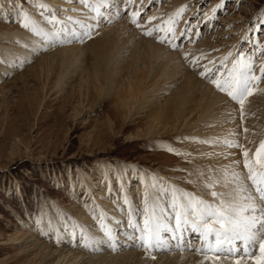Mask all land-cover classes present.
Segmentation results:
<instances>
[{
	"label": "rangeland",
	"instance_id": "rangeland-1",
	"mask_svg": "<svg viewBox=\"0 0 264 264\" xmlns=\"http://www.w3.org/2000/svg\"><path fill=\"white\" fill-rule=\"evenodd\" d=\"M165 1L151 0L144 7L140 23L144 24L147 16H154L151 13L158 10V7L162 8ZM181 1H185L186 6L183 16L194 8L196 11L185 17V22L178 23L177 29L187 26L195 29L191 35L196 30L201 35L194 38L195 41L186 37L179 39L176 41L180 45L177 50L182 51L185 47H190L192 41L196 44L205 38L215 41L223 51L232 50V56L227 60L228 67L216 70L221 73L224 70L222 78L227 76V69L232 67L230 61L240 59L239 54L243 53L245 59L252 55L256 60L264 57V0H224L223 7H217L221 0ZM7 2L8 0H0V33L12 32L22 27L18 17H6L2 14V5ZM13 4L17 6L18 2L13 0ZM213 7L215 15L210 21L206 20L202 14L212 11ZM120 13L110 19L108 24L114 25L118 19L125 17L130 20L125 10ZM161 14L162 17L155 15L156 19L151 23H156L158 19L162 23L167 13L162 11ZM104 21L106 19L100 22ZM148 25L149 22L142 26ZM244 28L248 29V38L241 35L234 39L236 33H244ZM217 31L224 34L220 37ZM253 38H257L258 44H254ZM86 41L87 38L82 42ZM0 43L9 50L16 48L9 40L0 39ZM48 51V47L40 48L20 66L12 67L0 75V264H56L61 256L60 242L70 240L72 237L69 233L73 230L76 235L72 242L81 245H77L79 248L76 249L93 246L85 238V226H90L93 221L103 220V210L107 211L109 205L124 209L126 205L122 199H128L131 203L126 212L131 209L139 210L148 188L153 189L155 196V191L160 196V189L167 196L174 193L176 189H168L166 192L163 180H175L178 187L188 183L189 186L185 190L182 188L181 192L201 198L197 188L198 180L204 177V173L198 172L199 166L196 171L201 177L193 173V152L188 148L183 132L157 136L162 138L149 136L147 132L151 128L146 113L139 116L127 115L119 100L114 102L113 96L118 89L115 84L109 92H99L93 87L81 88L76 75L70 74L71 76H66L61 81L63 86L59 87L62 70L58 62L47 78V68L40 60ZM190 58L192 56L187 59L188 64L191 63ZM140 65L143 67L144 63ZM1 66L6 65L0 57V68ZM252 72L255 75L259 73L261 77L257 84L263 81L259 61L252 60ZM150 76L146 78L144 86L146 94L154 87L158 88L157 78L151 79ZM176 88L175 83L172 89ZM160 89L161 86L158 90ZM144 96L139 100L150 98ZM152 101L155 106H159L164 97L157 96ZM126 164L134 165L135 172L128 170L123 174L120 170ZM107 169L109 181L105 179ZM83 170L90 178L85 177V180ZM121 174L123 178L119 179ZM143 178L147 181L142 182ZM210 185L212 187L208 190L210 199H213L211 193H217L218 185L215 181L210 182ZM215 197L220 199L218 195ZM87 217H90L89 222H86ZM126 217L127 215L123 216L125 219ZM143 217L144 215L139 216L140 222H143ZM106 218L109 219L108 216ZM189 218H194L192 212ZM173 220L169 223H173ZM140 224L143 228L144 225ZM120 227L118 232L124 238L127 233L132 234L134 231H129V222ZM60 229L67 236L65 239L59 236ZM100 233L105 234L106 231ZM165 239L170 242L171 238L165 236ZM200 242L201 239L194 234L188 239L187 250L183 251H197ZM110 243L113 241L107 238L103 244L109 247ZM123 243L119 242L114 246L115 249L106 253L110 262L112 258L118 260L126 252L135 250L133 246ZM136 243H139V238ZM171 246H174V250L169 247L157 251L155 255L179 252L177 245L172 243ZM224 248L225 251L218 255L227 257L228 264H235L238 255L249 258L258 252L257 247L255 249L253 246L248 253L243 250L238 253L236 250L231 256L229 248ZM150 254L154 256L152 252ZM88 256V253L85 254L87 258L84 264L90 259ZM62 259L63 256L59 259L61 263L57 264H66V259ZM150 259L154 260L153 257ZM199 264H204V259Z\"/></svg>",
	"mask_w": 264,
	"mask_h": 264
},
{
	"label": "bare ground",
	"instance_id": "bare-ground-1",
	"mask_svg": "<svg viewBox=\"0 0 264 264\" xmlns=\"http://www.w3.org/2000/svg\"><path fill=\"white\" fill-rule=\"evenodd\" d=\"M16 1L18 2L17 6L13 4V0H8L6 4L2 5V14L6 17L13 15L21 19L19 13L22 9L39 29L44 32L58 31L62 37L68 35L71 42H68V40L54 43L46 42L42 36L23 26L12 32L0 33V39L9 40L16 47L14 50H9L0 43V57L6 65L0 68L1 76L12 67L20 66L26 58L32 57L40 48L48 47L49 51L44 53L40 59L43 66L47 68V78L51 76L56 66L55 63L58 62L62 70L59 87L63 86L61 81L72 74L76 75L81 88L90 89L93 87L99 92H109L112 85L115 84L118 89L113 96L114 102L119 100L127 115L139 116L146 113L151 128L147 132L149 136L162 138L157 136L183 132V137L189 145L188 148L193 152L192 158L195 163L193 173L196 176H199L198 172L204 173V177L201 178L204 181L198 180L197 188L201 193V198H196L190 194L186 196V193L181 192L189 186L188 183L178 187L179 185L175 184V180H163L162 183L166 186V192L168 189L174 191L176 189V191L167 196L160 189L158 190L160 196H158L157 191H155L157 194L155 196L153 189L148 188L145 198L141 200L139 210L131 209L126 212L125 210L131 204L127 201L128 199H125L127 202L124 199L121 200L126 205L124 209L109 205L107 211L103 210V220L93 221L90 226L83 228L85 238L89 244L93 243V246L89 245L90 247L85 246V249H76L81 245L72 242V238L76 235L75 230H73L69 233V236L72 237L70 240H61L60 242L62 245L60 251V255L63 256L62 260L66 259V264H84L87 258L85 254L88 253L90 259L87 264H113L114 262L118 264H199V261H203V259L204 264H228V258L222 257V255L218 261L212 262L205 259V255H209L208 253H201L202 251L184 252L183 249L188 247L187 243L190 237L195 234L198 239H201L200 233L193 231L190 227L183 232V243H179L177 240L171 241V239L169 242L165 239V236H168V239L171 238L172 232L168 229L175 228L176 225V208L174 205L181 207L187 205L188 196L195 198L196 201H203L205 204L219 205L222 200L241 203V197L246 193H241L239 190L241 188L251 190V181L247 180V172L242 165L241 150L229 147L225 141L235 142L240 138L241 143H244L250 151H254L259 144V140L264 138V78L258 84L255 82L256 91L245 98L243 119H241L240 105L236 104L226 93L223 94L217 90L206 80L207 78L203 79L198 71L194 70V66L187 62V59L192 56L197 59V63L201 67L207 66L218 70L219 67H228L227 63L229 62L227 60L232 56V50L223 51L224 49L221 50L220 45L208 38L199 40V43L194 44V38L199 37L196 34L197 30L191 35L193 41L190 43V47H185L182 51H179L167 43L156 40L155 34L153 36L145 35L142 28H137L131 23L129 14L130 20L125 19V17L118 19L116 23L114 22L115 24L113 23L114 25L108 24V21L116 15L117 5L120 6V12L124 11L123 4L125 0H108L107 7L101 6L100 0ZM149 2L151 3V0H143L144 7ZM184 2L181 0H166L163 6L161 5L162 8L159 9L158 7V10L150 13L162 17V11H166L167 14L165 17L163 16L166 20L175 13L176 9L184 5ZM135 3L139 5L141 0H135ZM40 4L47 7L44 9L39 8ZM96 7H99V13L95 10ZM194 11H196V8L186 12L187 14L181 18L182 22L179 23L185 22V17ZM203 14L202 16H204ZM207 14V20L210 21L215 15V8L213 7L212 11ZM52 15L56 17V20L50 22ZM100 17L101 19H99ZM104 19L106 21L100 22ZM102 24L106 25L102 26ZM158 24H161L160 19L156 20V23L155 21L154 23L149 22L147 27L155 28ZM89 25L94 27L90 37L83 39L87 38L86 42L83 43L78 39H73L69 35L73 31L82 34L88 30ZM141 25H145V23ZM100 27L104 28L101 29ZM180 30H183V28L177 29V36ZM233 30L229 31L234 32L235 30ZM247 31L248 29L244 28V33H236L234 39L241 35L245 39L248 38ZM217 34L221 37L224 33L217 31ZM253 42L258 44L257 38H253ZM181 52L188 53V58L186 59ZM201 57H204V59H201ZM249 58L254 62L259 61L260 67L264 65V57L256 60V57L252 55ZM140 63H144V66L142 67ZM230 63H232V60ZM222 73H224V70ZM150 75H152V78H157L158 88L161 86V89L158 90L154 87L146 94L144 86L146 78ZM257 76H260L259 73ZM175 83L177 88L172 89ZM144 95L150 96V98L140 101ZM161 95L164 97V101L159 106H155L152 98ZM244 128L248 129L247 133H243ZM197 167L199 168L198 172L196 171ZM128 170L135 172L134 165L126 164L121 167L120 171L126 174ZM108 173L109 169L106 170L105 174V179L109 181L110 175ZM123 174L119 175V179L123 178ZM83 177L90 178V175L83 170ZM146 181L147 179H142V182ZM212 181H215V184L218 185L217 193L220 199L215 196L210 199L208 185ZM191 212L193 213V210L190 208L188 213ZM139 214L144 215L143 222L139 221ZM189 214L187 219L191 222L194 218L190 219ZM125 215H127L126 219L123 218ZM107 216L109 217L108 220ZM146 219L153 224L167 226V228H161V246L153 247L150 251L145 249L140 241L136 243L140 236V229H142L140 223L144 225ZM169 219L173 220V223L170 224ZM89 220L90 217H87L86 222H89ZM125 222H129V231H134L132 234L127 233L124 238L118 231L121 229L120 226L125 225ZM58 231L62 239L67 237L61 229ZM102 231L111 232V240L113 241L112 244L110 243L111 246H104L103 243L106 242L108 236L106 233H100ZM121 241L124 242V245L133 246L135 250L126 252L118 260L112 258L110 262L106 253L115 249L114 246ZM172 243L178 246L179 252H173L170 255L164 254V256L155 255L157 251H163L169 247L174 250V246H171ZM205 244L206 241L201 240L199 249H202ZM224 246L226 248L230 247L227 243ZM255 246L258 250V245ZM234 247L235 251L242 253L241 250L244 249V244L242 241L237 240L234 241ZM252 247L253 245L250 243L248 251ZM193 249L196 248L193 247ZM233 254L232 252L231 256ZM215 255H218V253ZM257 255H259V251ZM61 256H59V259ZM151 257L154 260H151ZM59 259L56 264L61 263ZM240 264H254V261L244 255L240 259Z\"/></svg>",
	"mask_w": 264,
	"mask_h": 264
},
{
	"label": "snow or ice",
	"instance_id": "snow-or-ice-1",
	"mask_svg": "<svg viewBox=\"0 0 264 264\" xmlns=\"http://www.w3.org/2000/svg\"><path fill=\"white\" fill-rule=\"evenodd\" d=\"M100 4L107 7L108 0H100ZM223 5L224 0H221L220 5L217 7H223ZM38 7L44 9L47 6L40 4ZM123 8L126 14L130 15L131 23L137 28H142L145 35L153 36L155 33L156 40L161 43H167L174 49L180 48V45L176 41L184 37L191 39V33L195 30L186 26L185 29L180 30V34L177 36L176 25L182 22L181 18L186 9L185 5L176 9L171 17L158 24L155 28L143 27L140 23L144 10L143 0H141L140 5H137L135 0H125ZM95 10L99 13V7H96ZM119 13L120 6L117 5L116 14L119 15ZM19 15L22 17L19 23L25 28H30L37 35L42 36L44 41L54 43L68 40V42H71L68 35L62 37L58 31L44 32L39 29L22 9ZM203 15L207 20L208 14L204 13ZM155 19V16H148L145 23ZM55 20L56 17L52 15L50 22ZM93 27V25H89L88 30L82 34L73 31L69 35L73 39H78L82 42L85 37H90ZM183 55L187 59L189 54L185 52ZM239 55L240 59L232 62V67L227 69V76L223 78L220 71L207 66L201 67L195 57H192L190 62L194 66V70H197L201 77L207 78L209 83L217 90L226 93L233 101L238 102L241 119H243L245 98L256 91L255 82H258L261 77L252 72L251 58L245 59L243 53ZM201 59H204V57H201ZM260 73L264 75V65H261ZM247 132L248 129L244 128L243 133ZM225 143L229 147L241 150L243 157L242 165L247 172V180L251 181V190L249 191L244 188L239 190L241 193H246L241 197V203L222 200L219 205L205 204L203 201H196L195 198L188 196L187 205L183 207L174 205L176 208V225L175 228L168 230L172 232L171 239L177 240L179 243H183V232L188 227L200 233L201 240L206 241V244L202 249H198L197 251L208 253L209 255H205V259L212 262L220 259V256L215 255V253H223L225 251V243L230 246L228 251L234 252V241H242L245 253H248V245L250 243L253 246L258 245L259 255L252 254L249 256V259L253 260L254 264H264V138L259 140V144L254 151H250L244 143H241L240 138L235 142L225 141ZM208 186L212 187V185ZM211 194L213 196L218 195L214 191ZM185 195L187 196V194ZM190 208L193 210L194 215V219L191 222L187 219ZM161 228H167V226L153 224L148 219L144 221V227L140 229L139 241L145 249L161 246ZM106 235L110 240L112 239L110 231H107ZM240 259L241 257L238 255L236 264H240Z\"/></svg>",
	"mask_w": 264,
	"mask_h": 264
}]
</instances>
